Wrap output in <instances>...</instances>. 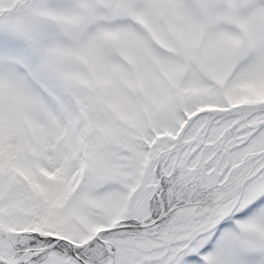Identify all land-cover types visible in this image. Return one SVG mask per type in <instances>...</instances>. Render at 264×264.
I'll use <instances>...</instances> for the list:
<instances>
[{
	"label": "snow or ice",
	"instance_id": "obj_1",
	"mask_svg": "<svg viewBox=\"0 0 264 264\" xmlns=\"http://www.w3.org/2000/svg\"><path fill=\"white\" fill-rule=\"evenodd\" d=\"M0 264H264V0H0Z\"/></svg>",
	"mask_w": 264,
	"mask_h": 264
}]
</instances>
